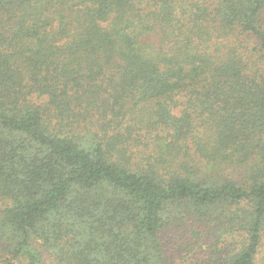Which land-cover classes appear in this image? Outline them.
<instances>
[{
    "label": "trees",
    "instance_id": "1",
    "mask_svg": "<svg viewBox=\"0 0 264 264\" xmlns=\"http://www.w3.org/2000/svg\"><path fill=\"white\" fill-rule=\"evenodd\" d=\"M263 245L264 0H0V264Z\"/></svg>",
    "mask_w": 264,
    "mask_h": 264
},
{
    "label": "rangeland",
    "instance_id": "2",
    "mask_svg": "<svg viewBox=\"0 0 264 264\" xmlns=\"http://www.w3.org/2000/svg\"><path fill=\"white\" fill-rule=\"evenodd\" d=\"M173 264H202L198 261V259H204L206 253H187L185 249L180 247L174 248L169 246L167 249ZM195 254V255H193ZM44 264H55L51 258L46 257L44 260ZM258 262L264 264V245L262 247L261 253L258 258Z\"/></svg>",
    "mask_w": 264,
    "mask_h": 264
}]
</instances>
